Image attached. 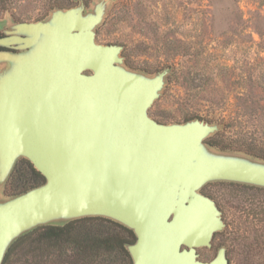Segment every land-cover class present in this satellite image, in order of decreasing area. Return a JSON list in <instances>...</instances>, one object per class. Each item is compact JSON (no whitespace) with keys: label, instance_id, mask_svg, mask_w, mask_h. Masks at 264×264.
Segmentation results:
<instances>
[{"label":"water","instance_id":"obj_1","mask_svg":"<svg viewBox=\"0 0 264 264\" xmlns=\"http://www.w3.org/2000/svg\"><path fill=\"white\" fill-rule=\"evenodd\" d=\"M111 2L78 0L0 29V264L36 229L87 217L133 231L131 264H229L225 245L200 258L227 225L203 188H264V158L211 143L218 121L150 114L170 68L133 69L123 45L97 39ZM23 159L45 180L3 195Z\"/></svg>","mask_w":264,"mask_h":264},{"label":"rangeland","instance_id":"obj_2","mask_svg":"<svg viewBox=\"0 0 264 264\" xmlns=\"http://www.w3.org/2000/svg\"><path fill=\"white\" fill-rule=\"evenodd\" d=\"M86 1L90 7L94 0ZM77 3L0 0V29L45 19L54 8ZM97 39L123 45L133 69L154 74L170 68L163 93L150 109L155 119L184 122L196 115L218 121L224 129L210 138L216 146H242L264 155V0H112ZM17 169L3 188L5 196L18 191L29 176L26 163L19 162ZM203 192L217 201L227 225L212 247L198 248L200 258L212 260L225 245L229 264H264V188L215 181ZM104 224L111 231L119 228ZM24 257L19 246L10 264H25ZM131 260L122 251H103L83 264Z\"/></svg>","mask_w":264,"mask_h":264},{"label":"trees","instance_id":"obj_3","mask_svg":"<svg viewBox=\"0 0 264 264\" xmlns=\"http://www.w3.org/2000/svg\"><path fill=\"white\" fill-rule=\"evenodd\" d=\"M193 116L195 117L196 115H192V117L188 119L193 118ZM211 140L209 139L211 143L216 145V143ZM222 147L227 148V146ZM228 147L245 150L253 155L264 158V155H260L242 146ZM20 162L28 165L29 176L23 179V183L20 185L18 191H23L38 185L45 180L44 176L33 167L30 161L23 159ZM17 172L18 169L15 171L14 177ZM106 222L115 223L119 228L111 231L107 229V227L105 228L104 223ZM95 226L100 229L93 228ZM121 231H125L128 234L130 233L135 237L132 230L102 217H87L72 221L65 226H43L19 239L11 247L4 264H10L12 262L19 246L23 248L25 264H35V262H39L40 264H83L84 261L86 263L92 262L91 259L94 261L101 253L103 255V251H122L127 254L128 251L125 247V243L131 241L128 237L120 233ZM32 234L43 235L42 238L37 240L38 246H36V248L29 246Z\"/></svg>","mask_w":264,"mask_h":264},{"label":"flooded vegetation","instance_id":"obj_4","mask_svg":"<svg viewBox=\"0 0 264 264\" xmlns=\"http://www.w3.org/2000/svg\"><path fill=\"white\" fill-rule=\"evenodd\" d=\"M0 35H2V33H0ZM42 236L43 235H41V234H32L31 235V241H30V243H29V246H32V247H34V248H36V246H38V242H37V240L39 239V238H42ZM131 257V256H130ZM132 263V260H131V262H130V264Z\"/></svg>","mask_w":264,"mask_h":264}]
</instances>
